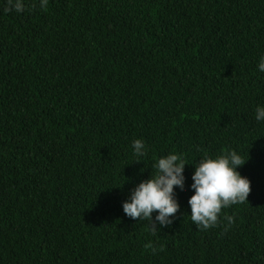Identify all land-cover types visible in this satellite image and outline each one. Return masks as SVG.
Masks as SVG:
<instances>
[{
    "label": "trees",
    "instance_id": "obj_1",
    "mask_svg": "<svg viewBox=\"0 0 264 264\" xmlns=\"http://www.w3.org/2000/svg\"><path fill=\"white\" fill-rule=\"evenodd\" d=\"M5 3L0 264H264V0ZM229 150L251 191L215 227L190 219L194 164L170 226L124 214L160 156Z\"/></svg>",
    "mask_w": 264,
    "mask_h": 264
},
{
    "label": "clouds",
    "instance_id": "obj_2",
    "mask_svg": "<svg viewBox=\"0 0 264 264\" xmlns=\"http://www.w3.org/2000/svg\"><path fill=\"white\" fill-rule=\"evenodd\" d=\"M47 5L48 0H39L40 9H46ZM3 10L21 13L25 10L24 0H6ZM257 70L264 73V56L259 58ZM254 118L264 122V106L256 107ZM132 151L136 161H142L146 155L145 143L141 139L133 140ZM246 162L236 150L217 156L204 153L198 162L192 163H186L178 153L162 155L152 163L150 178L138 183L122 203L123 212L132 220H149L155 229H158L157 224L160 228L170 226L180 209L174 186L185 190V165L194 164L189 186L193 192L188 199L189 216L197 229L215 227L222 209L248 202L250 181L238 171ZM226 219L231 223L233 218L227 216Z\"/></svg>",
    "mask_w": 264,
    "mask_h": 264
}]
</instances>
